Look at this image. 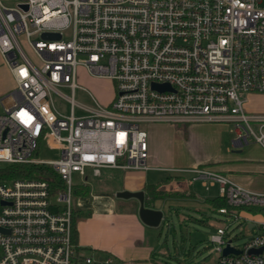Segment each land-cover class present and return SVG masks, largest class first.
<instances>
[{
    "label": "built area",
    "instance_id": "1",
    "mask_svg": "<svg viewBox=\"0 0 264 264\" xmlns=\"http://www.w3.org/2000/svg\"><path fill=\"white\" fill-rule=\"evenodd\" d=\"M0 54L16 83L2 103L0 165H45L64 183L54 196L48 181L0 183V264H121L73 242V176L149 171L144 125L233 124L234 146L264 149V114L247 113L240 97L264 95V0H0ZM79 67L115 84L109 104L76 101ZM44 141L59 145L56 158L35 156ZM167 171L218 186L231 209L264 208V193L210 168ZM209 239L218 264H264V252L248 254L264 247V223L239 255L223 256L228 243L237 249L225 228Z\"/></svg>",
    "mask_w": 264,
    "mask_h": 264
},
{
    "label": "crops",
    "instance_id": "2",
    "mask_svg": "<svg viewBox=\"0 0 264 264\" xmlns=\"http://www.w3.org/2000/svg\"><path fill=\"white\" fill-rule=\"evenodd\" d=\"M0 58L3 59L1 54ZM89 77L113 83L109 79L94 78L90 75ZM13 87H15L13 74L5 64L4 76L0 75V101L4 105L11 104L8 95L11 94ZM114 96L115 87L112 89L111 97L104 99V103L109 104ZM211 127L210 124H147L144 128L148 133L150 155L148 164L151 167L149 171L102 169L98 176L91 171L93 177L101 179L97 185L101 192L77 197L74 200L77 212L75 214L77 245L85 253L111 256L121 264H171V260H177L176 263L179 264L177 254L171 255L165 243L162 244L160 227L146 226L140 220L139 202L136 199L121 200L116 197L119 192H144L146 195L147 187H156L167 191L169 196L152 201L148 208L162 212V203L200 199V194L190 189L192 184L198 182H191L190 175L171 174L168 169L210 168L250 191L264 193V149L253 143L246 156H241L242 150L251 143L241 147L234 146L231 138L233 132L230 131L229 141L232 144L229 147L226 138ZM83 177V185L88 186L89 193L94 191L88 183L89 176ZM109 181L117 182L111 184ZM216 187L218 188L215 186L207 192ZM214 197L202 200L209 210L213 208L207 200L220 196ZM261 209L264 208H256L255 212L240 210L235 213L237 217L235 221L240 222L242 219L248 221L249 230L256 232L250 240L261 232V224L264 223V212H260ZM194 213L201 215L202 212ZM214 232L213 227L211 234ZM235 246L237 249L241 248Z\"/></svg>",
    "mask_w": 264,
    "mask_h": 264
},
{
    "label": "rangeland",
    "instance_id": "3",
    "mask_svg": "<svg viewBox=\"0 0 264 264\" xmlns=\"http://www.w3.org/2000/svg\"><path fill=\"white\" fill-rule=\"evenodd\" d=\"M22 48L28 55V57L35 63H38V59L34 53L30 50L23 37L19 39ZM6 62L4 58H0V75L4 76V68ZM78 81L77 84L82 89H77L75 92V99L78 103L84 105H93V100H96L101 105H106L104 99L111 97L112 89L115 84H109L103 80L91 79L87 71L83 67H79L78 70ZM114 84V85H113ZM16 88L13 87V90ZM84 89V90H83ZM12 90V91H13ZM66 96L70 95L68 90L62 91ZM240 97L246 100L245 109L247 113H260L264 114V95L263 94H246L241 93ZM57 108L63 111L65 114H69L70 108L68 104L57 98ZM3 106L0 101V114H2ZM76 114H81L80 110H76ZM188 125V124H185ZM217 132L221 133L226 138V143L230 147V131L234 133L233 124H210ZM145 127V125H144ZM233 133L231 138L233 137ZM249 147H245L242 150L241 156H246L249 149L252 148L253 142H250ZM59 145H51L49 141H44L41 144L40 150L37 157L39 159H53L58 155ZM231 151V148H229ZM202 151L204 152L205 149ZM204 154V153H202ZM86 175L89 176L88 183L93 187L92 192L88 193L87 196H91L94 193H100V189L97 186L100 183V178L93 177L90 170H87ZM118 178V177H117ZM74 188H79L83 185L84 177L79 173L74 174ZM111 184H115L117 181H109ZM110 185V184H109ZM114 187V185H113ZM191 190L197 191L200 194V199L192 200H178L168 201L162 203L164 219L160 226L161 237L163 239L162 244L165 243L168 250L171 251V255L177 254L179 264H218L219 254L214 251V246L210 243V234L215 231L218 227H223L227 230L230 239L234 240V245L239 247L244 246L250 241L251 236L256 232L249 230V222L242 219L240 222L235 221L233 217L221 215L216 211L209 210L203 199L210 196H220L219 189L216 187L211 192H207L200 182L194 183L190 187ZM167 192V191H165ZM198 194V195H199ZM214 197V198H215ZM202 198V199H201ZM120 199V198H119ZM124 200V199H121ZM131 200V199H130ZM135 200V199H133ZM201 211V215L195 214L194 212ZM192 212V213H190ZM210 219H207V218ZM199 220L201 222H196ZM202 222L204 224H202ZM208 223V224H207ZM214 224V225H213ZM213 225V226H212ZM175 251V252H174ZM86 255H95L94 253H86ZM164 259V258H163ZM171 264H177V260H171Z\"/></svg>",
    "mask_w": 264,
    "mask_h": 264
},
{
    "label": "trees",
    "instance_id": "4",
    "mask_svg": "<svg viewBox=\"0 0 264 264\" xmlns=\"http://www.w3.org/2000/svg\"><path fill=\"white\" fill-rule=\"evenodd\" d=\"M38 153L35 155L37 156ZM14 180H40L48 181L51 187V194L54 196L58 191L64 190V183L60 176L50 167L41 164H13V165H0V183L14 181ZM73 198L87 196L89 193L88 186L82 185L73 191ZM169 196V193L159 190L156 187H147L145 195V205L150 206V203L154 200L164 199ZM207 203L213 208L214 211L226 208L229 213L240 210H247L249 212H255L254 207L252 208H240L237 210L231 209L226 202V199L218 197L212 200H207ZM259 212V211H258ZM260 212H264L261 209ZM76 210L73 208V242L78 243V232L76 228Z\"/></svg>",
    "mask_w": 264,
    "mask_h": 264
},
{
    "label": "water",
    "instance_id": "5",
    "mask_svg": "<svg viewBox=\"0 0 264 264\" xmlns=\"http://www.w3.org/2000/svg\"><path fill=\"white\" fill-rule=\"evenodd\" d=\"M44 39H60L59 34H43L42 36ZM168 86H158L153 85L154 89L163 91ZM117 198L124 199V200H130V199H136L139 204V218L140 220L149 227L152 228H158L161 226L162 221L164 219V213L160 210H154L151 208L146 207L145 205V194L144 192H119L116 194ZM264 252V247L257 248V249H251L249 250V255H261ZM242 253V250L236 249L231 246L230 243L226 245V247L223 249V256H228L230 254L239 255Z\"/></svg>",
    "mask_w": 264,
    "mask_h": 264
}]
</instances>
